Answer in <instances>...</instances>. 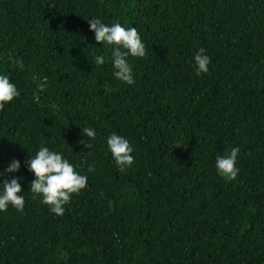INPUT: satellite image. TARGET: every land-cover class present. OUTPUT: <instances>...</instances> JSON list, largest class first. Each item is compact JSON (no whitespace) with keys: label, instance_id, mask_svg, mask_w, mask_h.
Listing matches in <instances>:
<instances>
[{"label":"trees","instance_id":"obj_1","mask_svg":"<svg viewBox=\"0 0 264 264\" xmlns=\"http://www.w3.org/2000/svg\"><path fill=\"white\" fill-rule=\"evenodd\" d=\"M91 18L140 33L132 85ZM201 48L211 63L197 76ZM0 75L20 92L0 111V171L20 168L0 180L21 178L25 198L0 211V264H264V0H0ZM113 132L134 148L123 173ZM42 146L88 178L63 216L30 191L25 161ZM233 147L239 174L225 181L215 160Z\"/></svg>","mask_w":264,"mask_h":264},{"label":"clouds","instance_id":"obj_2","mask_svg":"<svg viewBox=\"0 0 264 264\" xmlns=\"http://www.w3.org/2000/svg\"><path fill=\"white\" fill-rule=\"evenodd\" d=\"M88 23L89 30L94 32L96 43L112 48L111 60L112 67L115 69L113 72L115 79L132 85L134 76L128 57L142 59L147 55L146 45L138 30L135 27L125 28L120 23L108 26L99 18H91ZM194 62L197 76L208 73L211 60L205 54L203 48L195 54ZM14 63L20 64L22 62L14 61ZM104 63V56L97 55L95 64L100 66ZM33 81L36 82V77H33ZM46 84V78L37 82L38 92L45 91ZM111 91H114V89L105 85V92ZM19 95L20 92L16 85L10 81V78L7 75H0V111L5 108V105L18 98ZM34 100L37 105L40 104L37 93H34ZM81 135L86 136L87 140H80L78 143L91 149L92 145L88 141L95 140V129L83 127ZM182 145L174 146L180 147ZM107 149L111 153L119 172L123 173L133 165L135 158L132 153L134 148L125 137L113 132L107 138ZM239 151V147H233L229 153L216 157V172L225 181H233L239 174V169L236 167ZM25 164L27 170L35 177L30 183L33 198L41 197V202L47 205L49 210L57 216L64 215V206L71 202L73 195H79L87 188V176L78 172L76 166L70 163L60 152L50 150L46 146L40 147L34 156L25 161ZM19 168L20 162L13 159L7 169L0 171V176H4L5 172L15 173ZM94 170V165H89L88 171L93 172ZM20 179L13 177L10 180H0V211H7L11 206L16 211L23 212L25 198L22 195Z\"/></svg>","mask_w":264,"mask_h":264}]
</instances>
